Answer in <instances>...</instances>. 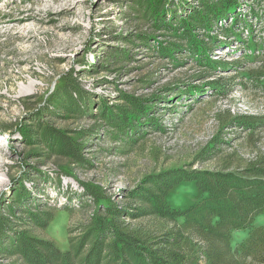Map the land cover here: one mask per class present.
Masks as SVG:
<instances>
[{"label":"rangeland","instance_id":"rangeland-1","mask_svg":"<svg viewBox=\"0 0 264 264\" xmlns=\"http://www.w3.org/2000/svg\"><path fill=\"white\" fill-rule=\"evenodd\" d=\"M194 171L264 178V0H0V245L84 241L78 264L99 225L104 244L171 242L193 224L141 198L165 179L170 208L197 205ZM193 239L174 248L205 264Z\"/></svg>","mask_w":264,"mask_h":264},{"label":"trees","instance_id":"trees-1","mask_svg":"<svg viewBox=\"0 0 264 264\" xmlns=\"http://www.w3.org/2000/svg\"><path fill=\"white\" fill-rule=\"evenodd\" d=\"M224 3L218 1L217 4L233 9V3L227 5ZM215 5L212 3L204 5L205 9L212 13L214 22L217 18L224 16V10H226L222 8L221 11H217ZM188 37H186L187 40H189ZM197 44L198 50L201 44ZM205 60L208 63H216L207 57ZM65 146L68 147V145ZM182 176L185 180L194 182L197 196L202 197L197 205L186 209L170 208L164 202L165 193L162 187H159L170 184L166 183L165 179L155 185L159 194L146 193L141 199L147 200L150 212L156 216L171 220L181 218L185 223L193 224L190 233L186 236L182 234L171 242L166 237L156 239L149 244L140 239L132 242L116 233L112 235L111 242L104 244L100 234L104 232L105 226L99 225L95 229L98 231V237L91 243V247L78 264H101V260L107 257L111 264H184L188 257L174 246L181 242L189 243L191 253H194L197 249L193 239L195 236L203 241L201 249L205 264H241L244 258L264 256V226L253 227L254 217L264 213L263 173L236 175L231 171H194ZM166 188L170 189L171 186ZM1 226L0 241L6 232ZM236 233H243L246 236L233 243ZM8 240L10 244L7 246L1 244L0 251L9 255L19 254L27 264H71L72 257L78 255L79 248L84 242H79L75 249L71 247L63 252L49 241L31 239L23 234L11 235ZM73 250L75 253L72 252ZM196 257L193 255L192 261H195Z\"/></svg>","mask_w":264,"mask_h":264}]
</instances>
